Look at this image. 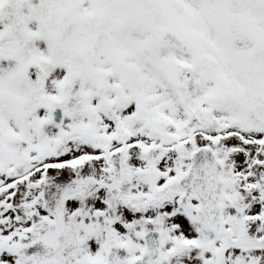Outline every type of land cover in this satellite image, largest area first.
<instances>
[{
    "label": "snow or ice",
    "instance_id": "1",
    "mask_svg": "<svg viewBox=\"0 0 264 264\" xmlns=\"http://www.w3.org/2000/svg\"><path fill=\"white\" fill-rule=\"evenodd\" d=\"M0 264H264V0H0Z\"/></svg>",
    "mask_w": 264,
    "mask_h": 264
}]
</instances>
